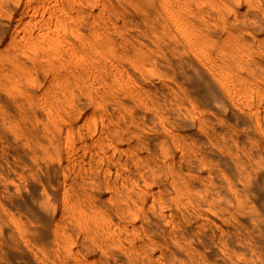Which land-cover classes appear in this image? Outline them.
<instances>
[{
	"label": "rangeland",
	"instance_id": "rangeland-1",
	"mask_svg": "<svg viewBox=\"0 0 264 264\" xmlns=\"http://www.w3.org/2000/svg\"><path fill=\"white\" fill-rule=\"evenodd\" d=\"M0 264H264V0H0Z\"/></svg>",
	"mask_w": 264,
	"mask_h": 264
}]
</instances>
